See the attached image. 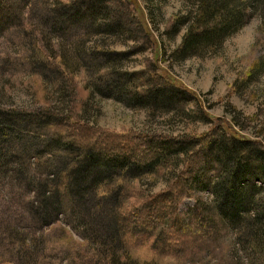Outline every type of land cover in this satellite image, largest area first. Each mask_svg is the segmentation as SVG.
<instances>
[{
	"label": "rangeland",
	"instance_id": "1",
	"mask_svg": "<svg viewBox=\"0 0 264 264\" xmlns=\"http://www.w3.org/2000/svg\"><path fill=\"white\" fill-rule=\"evenodd\" d=\"M61 1L85 8L80 7V13L69 6L50 11L55 10L56 0H0V110L62 113L70 126L78 128V134L74 129L65 133L91 136L98 147L135 145L150 136L206 137L211 129H218L221 136L226 133L264 149V8L232 31L220 48L179 60L174 51L181 46L186 27L177 35L167 31L197 0ZM48 57L57 67L46 64ZM119 72L129 93L116 86ZM164 83L186 94L168 91L164 107L154 106L155 99L148 107L133 104L139 102L133 100L135 92ZM172 97L177 103H169ZM24 130H17L22 147L40 149L41 155L39 161L24 160L23 148L5 147L7 154L0 146V264H113L111 257L117 256L143 264H255L251 252L239 251L238 239L220 222L216 227L208 224L204 211L191 213L193 199L184 198L176 206L173 196L163 202L169 185L189 188L188 179L179 175L181 162H172L164 175L142 174L137 179L112 170L92 187L93 172L87 170L92 163L82 169L72 164L71 153L75 156L80 141L68 143L73 147L70 151L58 142L43 143L33 125ZM52 148L56 150L51 152ZM148 149H136L137 154L143 158ZM103 160H108L107 155L99 162ZM65 162L80 178L72 190L81 192L92 185V191L71 200L61 191V214L52 225L42 227L31 214L33 186L38 179L45 182ZM245 177L234 183L236 189L252 183ZM103 190L109 196L101 202L96 194ZM200 197L213 203L209 193ZM82 198L90 206L84 224L72 216ZM224 213L228 215L229 208ZM132 217L142 218L134 222ZM106 219L107 229L101 230L96 223ZM91 227L100 230L96 242L88 237ZM123 229L135 234L124 246Z\"/></svg>",
	"mask_w": 264,
	"mask_h": 264
},
{
	"label": "trees",
	"instance_id": "2",
	"mask_svg": "<svg viewBox=\"0 0 264 264\" xmlns=\"http://www.w3.org/2000/svg\"><path fill=\"white\" fill-rule=\"evenodd\" d=\"M56 2L55 10L50 9V11H60L69 6L61 0H56ZM73 4L75 3H70L69 7L74 11L76 10L77 13H80V7L85 8V6H75ZM261 8H264V0H197L194 6L185 15L178 17L171 29L167 31L169 35H177L181 27H186L182 44L174 51V57H177L179 60H184L220 48L232 31L242 28L252 15L258 10H261ZM87 9L90 10V7ZM67 15L65 13L62 17L64 18ZM45 61L47 65L51 63L50 65L53 66L54 64L57 67L56 63L52 62V59H49V57ZM85 70L89 73L87 69ZM124 79L126 78L122 77L119 72L116 86L120 92L127 90L128 84L123 81ZM127 79L129 82L130 79L128 77ZM168 91L186 94L180 88L164 83L158 87H144L141 91L135 92L136 97L133 100L137 99L139 102L133 104L148 107L149 102L155 99V101H152L155 103H153L154 106L164 107L165 104H168L165 102ZM125 93L129 92L125 91ZM157 99L159 100V104L156 102ZM174 100L175 98L172 97V102L170 101L169 103H173ZM177 101L178 99L174 103H177ZM130 102L133 101L131 100ZM50 114L48 115V113L42 112L33 114L16 113L14 111L0 110V146L4 153H7L5 152V147L7 149L12 147H17L18 149L23 148L22 136L17 130L24 133L26 132L24 130L25 126L30 128L33 125L38 139L43 143L49 142L48 144L54 145V143L58 142V146L69 148L70 151L73 147L68 145V143L75 145L78 140L83 147L79 145L77 147L74 146L78 150L74 149L75 156L71 153L75 159L72 164L77 163V166L82 169L84 164L92 163L89 168L92 167L93 169H91L93 171L87 169L89 170L88 172H93L91 173L93 175L91 181L92 187L98 184L104 173L111 175L112 173L109 172H112V170L124 171L129 178L137 179L142 174L164 175L171 169V166L173 167V164L175 165L181 162L183 164V171L179 175L182 174L181 178L188 179L187 183L185 181V184L189 188L183 191L181 184L179 186L178 184L174 185L175 183L169 185L166 188L168 194L165 198H162L163 202H168L167 200H170V197L173 196V202L176 206L184 198L193 199L195 207L191 209L192 214L197 210L204 211L209 216H206L208 224H214L217 227L221 223L225 231L232 232L235 238L238 239L239 245L241 246L238 249L239 251L251 252L250 255L252 257L250 258L254 260L253 262L255 264H264V195H260V192L264 190V149L259 145L247 140H238L234 137H229L226 133L221 136L219 135L218 129H211L210 134L206 137L150 136L148 139H141L142 141L136 140L138 142L135 145L132 143V145L127 144L126 146H120L118 148L116 146L118 144H111L106 145V147H98V145L92 143L91 136L87 137L86 135V137H81L74 135V133L78 134V128L70 126L68 119L63 117L61 115L62 113L57 112L55 116L53 115L54 113L52 115ZM51 128L57 129L58 132L55 130V135L50 133ZM65 129H74L75 132L73 134L65 133ZM60 131L64 133H60ZM48 139L52 140V142ZM232 144H234V147H230ZM144 146H149V149L147 156L142 158V155L137 154V150L142 149ZM28 148L21 149L22 153H26L23 159L29 160L32 157L34 160L39 161L41 150H29ZM113 149L118 151V154L122 153V155L115 156V153L111 152ZM49 150L53 152L56 148ZM104 154L107 155L108 160L99 162L101 156ZM0 155H3V153L0 152ZM109 160L114 162H109ZM209 160L213 162L212 165H210ZM248 161L249 164H247ZM97 162L101 164L97 165ZM66 164L68 163L65 162L58 172L51 173L45 182L43 179H38L35 183L36 185L33 186L31 214L33 218L40 222L42 227L52 225L57 220L59 214H61L59 212L62 206V204L61 206L59 205L61 191L70 200L73 197H86L92 191L91 186L86 189L82 188L81 192L72 190L71 187L80 178L74 177L76 171H71L70 167L68 169ZM101 168L103 169L101 170ZM130 174L134 176L130 177ZM245 176L252 178V183H246L243 185L244 187H240L239 185V189H236L234 183H242L246 179ZM112 185L114 187L116 184L113 183ZM55 186L59 189L56 190ZM107 192L103 190L100 193L98 192L96 196L102 202L108 199L109 195ZM117 193H111V195L114 197ZM204 193H209L214 196L211 205L203 201L202 197H200V194L202 195ZM235 197L237 198L235 199ZM159 198H155V200L158 201L160 200ZM87 204H89L88 200L82 198L81 206L72 211L74 213L72 216L80 224L85 223V220L82 218L88 212L90 213V206H87ZM228 208L229 214L226 215L224 210ZM147 209L152 210L150 206H147ZM116 211L115 214H118L120 210L116 209ZM212 213H214L215 217L211 215ZM140 218L134 217V222L139 221ZM217 222H220L219 225ZM96 224L98 227H103L101 230H104L105 228L107 229L108 220H104L103 224ZM114 230V228H110L113 234L116 233ZM128 230L125 231L123 229V233L124 231L126 232L122 235V240H120L123 246L125 243H128L129 235H135L130 230L129 233ZM96 236L101 238L100 230L91 227L88 237L96 242V239H98ZM238 242L234 244L236 247H238ZM124 257L126 258L123 261L118 256L114 257L116 260L111 257V261L113 264H143L139 260H132L128 256Z\"/></svg>",
	"mask_w": 264,
	"mask_h": 264
}]
</instances>
